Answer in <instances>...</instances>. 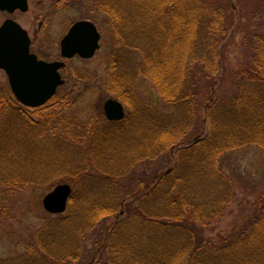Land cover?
Returning <instances> with one entry per match:
<instances>
[{
  "label": "trees",
  "instance_id": "16d2710c",
  "mask_svg": "<svg viewBox=\"0 0 264 264\" xmlns=\"http://www.w3.org/2000/svg\"><path fill=\"white\" fill-rule=\"evenodd\" d=\"M105 1H111L112 5L115 2H96ZM153 2L157 6L152 5L151 13L162 15V18L155 27H151L152 39L164 43L168 48H152L150 53L149 48L145 51L147 55L142 57V77L157 88L165 102L167 100L175 107L181 104L184 109L180 121L170 123L167 118L169 114H164L165 117L159 121L149 119L145 122L147 126H139V133L144 128L143 133H146L147 129L148 138L152 141V153H165L169 149V152H174L168 162L172 161L173 164L170 168L164 167L156 172L158 175L154 179L157 183L146 194L136 213L127 215L122 223L112 229L111 234H108L110 226L104 225V236L99 241L95 257L82 264H264V191L251 202L249 217L242 218L240 226L216 236L211 235L213 231L210 229L224 216L227 198L233 188L228 180L229 175L223 171L222 157L230 151L251 146L264 150V0H151L149 6ZM110 15L115 29L113 36L118 37L120 28L115 17ZM231 31L241 36L238 46L231 44L243 48L239 53L238 68L222 69V82L226 84L215 86L219 80L214 78V74L218 71L220 61L224 60L218 48L228 36L230 39L233 37ZM196 48H201L198 53ZM132 49L144 55L139 48H128L126 44L119 50ZM117 52L113 51V64L105 87L125 106H130L136 100L135 82L114 73L117 68L115 61H118L114 56ZM193 80L194 85H191ZM57 96L47 104L54 103L52 114L40 115V111L49 108L45 105L34 109L40 121L34 120L26 116V110L14 99L7 82L0 78V137L3 136V118L6 120L8 116H15L35 133L40 128L45 131L48 127L49 133L58 139L53 141L58 144L57 147L60 143L70 146L77 140L81 142L79 147H83L89 137L93 142L94 131L89 130L88 126L77 134H71V128L64 133L58 129L61 114L68 109L69 102H74ZM205 103L204 109L209 110V115L203 121L200 109ZM137 110L133 107L132 112L120 122H106L117 129L113 133L122 132L123 125L128 131L133 130L138 126L132 120ZM146 112L152 114L149 110ZM167 123H170L169 127ZM125 133L132 134L133 131ZM7 135L4 143L3 137L0 140V157L12 153L6 150L13 146ZM35 139L34 142L38 143L37 137ZM14 144L17 145L13 147H19V141ZM93 149L84 156L86 161L93 156ZM140 149L131 148L134 153H141ZM77 179L95 180L94 183L96 180L98 183L106 181L107 184L109 179L116 177L114 172L107 174V171L99 170L95 177L85 172ZM2 185L0 187L8 190ZM177 187H180L181 193L175 197L174 189ZM209 187L216 188L215 192L206 198L202 197ZM102 207L107 208L90 206L86 215L85 212L81 214L82 218L78 220L81 224L77 227L93 228L101 219L114 214L110 211L103 217ZM98 209L101 214L95 216ZM67 230L68 226L56 231L57 235L62 236L56 237L54 243L59 240L61 244L70 235L75 238V233L71 231L69 234ZM106 237L109 238L108 243L102 245ZM49 240L52 237L37 239L35 247L31 249L33 258L20 259L16 264H72L76 262L74 260H79L81 246L77 254L69 259L64 258V255L71 249L60 254L63 249L53 241L50 244ZM2 262L5 264L6 261L0 264Z\"/></svg>",
  "mask_w": 264,
  "mask_h": 264
},
{
  "label": "rangeland",
  "instance_id": "374dc122",
  "mask_svg": "<svg viewBox=\"0 0 264 264\" xmlns=\"http://www.w3.org/2000/svg\"><path fill=\"white\" fill-rule=\"evenodd\" d=\"M96 1L28 0L27 12L18 11L11 16L23 29L27 30L32 40V50L42 60L48 62L61 60L60 40L70 26L79 20L87 19L99 23L98 28L102 39L100 49L93 58L83 60L76 57L65 62L66 65L61 75L66 80V84L57 93V98L74 102L65 101L69 102V107L60 116L58 129L64 133L66 129L71 128L73 131L71 134H77L88 126L89 130L94 131L93 142L89 137L83 147H79L81 145L79 140L72 142L70 146L65 144L62 146L63 143H60L57 147L58 144H54L53 141H58V139L49 133L48 127L45 131L40 128L35 133L26 128L19 121V117L8 116L6 120L3 118L1 124L3 143L7 134L13 146H16L17 144L14 143L19 141V147L11 145L6 148L12 152L11 155L3 154L4 156L0 157L2 164L0 184L8 189L0 187L2 188L0 189V262L6 261L5 264H16L20 259L33 258L34 254H31V249L35 247L37 239L47 240L48 237L49 239L52 237L51 241L54 243L56 237L62 236L57 235L56 231L66 226L69 227L67 230L69 234L71 231L75 233V238H71L70 235L68 240L61 241L62 245L59 244V240L55 241L54 244L63 249L60 254L67 253L71 249L64 255V258L71 259L81 246L79 260H74L76 262L72 264H82L85 260L93 259L99 241L104 236V225L110 226L108 234H111L112 229L122 223L121 221L126 219L127 215L136 213L137 209L141 208L146 194L150 193L157 183L154 179L158 175L156 172L164 167H172V161L168 162L174 152H169V149L165 153L160 151L152 153V141L148 138L147 129L146 133H143L145 128L139 133V126L143 128L149 119L159 121L165 117L164 114H169L167 118L171 121L170 123L180 121L184 109L181 104L175 107L173 103L167 100L165 102L157 88L142 77V57L147 55L145 51L149 48L150 53L152 48H168L164 43L152 39V28L162 18V15L156 16L151 13L152 7L157 6V3L153 2L149 6L151 0H115L112 5L111 1L99 3ZM114 8L115 11H113ZM110 14L115 17L118 28H120L118 37L113 36L115 29L112 27ZM7 15L0 11V25L8 17ZM231 34L233 37L230 39L228 36L218 48L224 55V60L220 61L218 71L214 74V78L219 80L216 85L214 84L215 86L223 83L224 70L238 68L239 53L243 48L235 46H238L241 36L234 35L232 31ZM125 44L128 48H139L144 55L137 53L134 49L121 52L119 49L124 48ZM224 46L225 48H222ZM200 49L196 48L195 51L198 53ZM117 50L114 57L118 61H115L117 68L114 69V73L135 82L136 100L130 106L123 104L125 114L128 116L133 107L137 108L138 112L133 111L137 114L132 120L134 124L138 123V126L128 131L123 125L122 132L113 133L117 129L115 130L113 125L106 122L103 103L109 98H115L106 91L105 85L113 64L111 62L113 51ZM0 78L8 82L5 73L1 70ZM223 84L225 86L226 83ZM191 85H194V80ZM166 91L169 93V90ZM165 98L172 99V97ZM49 105H47L48 109L39 112L40 115L52 114L51 107L54 103ZM206 105L207 103L203 104L200 109L202 120L209 115V110L204 109ZM20 107L26 110L24 111L26 116L38 120L34 110ZM147 110L152 114L146 112ZM170 123H167V127ZM125 131L129 133L133 131V133L126 134ZM3 132L7 134L4 135ZM36 137L38 143H35ZM90 141L91 144H89ZM134 147H140L141 153L132 152L131 148L134 149ZM90 149L94 150H91L93 156L89 155L90 158L88 160L87 157L88 161H86L84 156L89 154ZM221 162L223 171L229 175L228 180L233 184V188L227 198V205H225L227 209L224 216L210 228L213 231L212 236L229 232L240 226L241 219L245 216L249 217L251 202L253 203L264 191V150L262 148L251 146L230 151L222 157ZM99 170H105L107 174L114 172L116 179H109L107 184L106 181L98 183L96 180L94 183L95 180L77 179L85 172L95 177ZM149 179L152 180L147 186ZM61 184H68L72 189L67 209L60 215L50 214L43 207V199L54 187ZM215 190L216 188L209 187L206 193L203 192L202 197L206 198ZM180 193V187L174 189L175 197ZM93 205L107 207L100 208L103 210V217L110 211L114 214L101 219V222L93 228L77 227L81 224L78 221L82 218L81 214L85 212L86 215L90 206L93 207ZM99 214L101 212L98 209L95 216ZM76 217H78L77 221ZM108 240L109 238L106 237L102 245L108 243Z\"/></svg>",
  "mask_w": 264,
  "mask_h": 264
},
{
  "label": "water",
  "instance_id": "95a60500",
  "mask_svg": "<svg viewBox=\"0 0 264 264\" xmlns=\"http://www.w3.org/2000/svg\"><path fill=\"white\" fill-rule=\"evenodd\" d=\"M28 11L27 0H0V11L9 14ZM100 34L89 21L73 24L60 41V55L64 60L75 56L88 60L99 50ZM27 32L13 20H6L0 27V70L7 77L10 89L18 102L27 108L45 105L64 84L59 71L64 61L45 62L29 50ZM105 117L109 121L124 118L123 105L108 99L103 103ZM72 189L68 184L57 185L43 199V207L50 214H62L67 208Z\"/></svg>",
  "mask_w": 264,
  "mask_h": 264
},
{
  "label": "flooded vegetation",
  "instance_id": "af4514ba",
  "mask_svg": "<svg viewBox=\"0 0 264 264\" xmlns=\"http://www.w3.org/2000/svg\"><path fill=\"white\" fill-rule=\"evenodd\" d=\"M27 5H28V0H27ZM16 12H18V11H15V12L12 13V14H8L7 12H4V13L8 14V15H7L8 17H6V19H5L4 21L10 19V20H13L14 22H16L17 24H19L15 19H13V18L11 17V16H13ZM4 21H3V22H4ZM79 21H89V22H91V23H93V24L95 25V27H96L98 33L100 34V41H99V44H100L101 39H102V34H101V32H100V30H99V28H98V27H99L98 23H95V22H93V21H91V20H87V19L79 20ZM3 22H2V24H3ZM77 22H78V21H77ZM75 23H76V22H75ZM2 24H1V25H2ZM73 24H74V23H73ZM73 24H72V25H73ZM1 25H0V27H1ZM19 25H20V24H19ZM72 25H71V26H72ZM20 26H21V25H20ZM71 26H70V27H71ZM21 27H22V26H21ZM22 28H23V27H22ZM68 30H69V29H68ZM68 30H67V32H68ZM26 32H27V30H26ZM67 32H66V34H67ZM66 34H65V35H66ZM65 35H64V36H65ZM27 36H28L29 41H30V45H29L30 53H31V54H34L39 60H42V59L38 56V54L35 53V52L32 50V40H31V38H30L28 32H27ZM64 36H63V37H64ZM63 37H62V38H63ZM61 40H62V39H61ZM61 40H60V41H61ZM59 45H60V43H59ZM75 58H76V57H75ZM73 59H74V58H73ZM58 60H59V59H58ZM43 61H45V60H43ZM46 62H48V61H46ZM62 71H63V70L60 71V74H61ZM61 77H62V79L64 80V85H65V84H66V80L63 78L62 75H61ZM64 85H63V86H64ZM63 86H62V87H63ZM62 87H60V88L57 89L55 96L57 95L58 90L61 89ZM55 96H54V97H55ZM54 97H53V98H54Z\"/></svg>",
  "mask_w": 264,
  "mask_h": 264
}]
</instances>
